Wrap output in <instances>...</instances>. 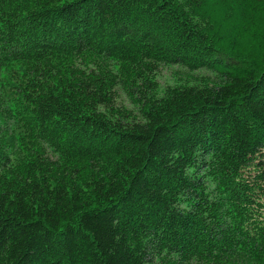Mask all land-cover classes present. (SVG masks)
I'll return each instance as SVG.
<instances>
[{"label": "trees", "instance_id": "16d2710c", "mask_svg": "<svg viewBox=\"0 0 264 264\" xmlns=\"http://www.w3.org/2000/svg\"><path fill=\"white\" fill-rule=\"evenodd\" d=\"M0 264H264V0H0Z\"/></svg>", "mask_w": 264, "mask_h": 264}, {"label": "rangeland", "instance_id": "374dc122", "mask_svg": "<svg viewBox=\"0 0 264 264\" xmlns=\"http://www.w3.org/2000/svg\"><path fill=\"white\" fill-rule=\"evenodd\" d=\"M175 69V68H174ZM172 69L171 68H163L160 69V80L162 83H169L173 81L172 78Z\"/></svg>", "mask_w": 264, "mask_h": 264}]
</instances>
